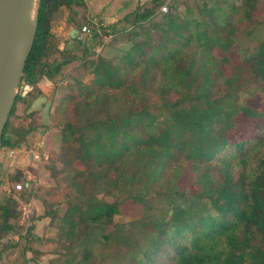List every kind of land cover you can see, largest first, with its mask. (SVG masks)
<instances>
[{"label":"trees","instance_id":"1","mask_svg":"<svg viewBox=\"0 0 264 264\" xmlns=\"http://www.w3.org/2000/svg\"><path fill=\"white\" fill-rule=\"evenodd\" d=\"M177 1L138 4L113 40L124 49L94 59L59 51L54 31L65 10L68 25L85 26L84 0H40L22 80L32 90L15 97L0 150L39 135L37 84L50 81L60 152L46 169L67 199L62 215L49 203L43 217L59 224L66 264L91 263L96 245L97 264H264V0ZM69 64L91 82L59 81ZM240 118L251 134L236 141ZM101 193L143 216L115 223L120 200ZM16 210L13 195L0 202V237Z\"/></svg>","mask_w":264,"mask_h":264},{"label":"rangeland","instance_id":"2","mask_svg":"<svg viewBox=\"0 0 264 264\" xmlns=\"http://www.w3.org/2000/svg\"><path fill=\"white\" fill-rule=\"evenodd\" d=\"M92 1L93 3L90 6L89 1L84 0L87 10L79 9L80 16L86 18L85 26L91 31L90 34L83 36L81 40L78 39L73 42L70 39L71 31L76 29L67 24V19L71 16L69 10H65L64 14H61V17L55 21L54 31L60 41L59 51L62 53H65L68 49L73 55L80 56L83 49L86 48L87 50L89 49L90 56L97 59L100 56L109 57L115 51L121 52V49H124V44H121V42L113 43V40L118 32L129 27V22L123 20L124 16L114 24L109 23L110 21L107 19L109 14L101 9V6L107 3L111 4L110 9L112 7L116 9L121 0ZM178 1L176 2L178 7L183 9L181 5L183 0ZM185 1L193 2L194 0ZM232 1L238 4L242 0ZM167 5L165 4L162 7L166 6L168 8ZM76 31V34H78L79 31ZM106 35H111L112 37L106 39ZM55 56H57V53ZM64 58L65 56H58L59 61H63ZM237 62L238 56L234 55L233 63ZM61 75L62 78H59V81L63 80L65 83L66 81H72L74 78L90 83L93 78V75L89 74L87 70L82 71L79 64L63 65ZM41 81L48 80L42 79ZM47 96L48 94L43 97L46 99L44 106L41 105L43 109L34 115V121L39 128V135L35 137L34 141L32 140V144L27 141H16L17 143L13 148L4 147L0 150V202L9 195L18 193L22 195L24 203L30 205L28 209L30 213H27L29 216L28 221H22L23 211L20 205H17L16 211H18L19 215L15 223L17 224L16 238L3 251L0 264H26L28 259L40 260L42 264H66V261L71 257V255L66 256V258L64 256L67 252L68 243L59 242L60 238L56 233L59 224L57 222L51 223L50 218L43 217L45 209L48 208H46V205L48 206L49 203H54L57 208H60L59 213L62 215L65 211L64 204L67 199L61 178L54 179L51 172L46 169V164L51 161L54 154L56 155L60 152L57 132L52 131V127H54L53 125L56 124L57 120H53V117L51 118L53 109L50 108L48 110L47 108ZM249 102L255 105L254 101ZM241 119L238 121V128L230 134L231 139L236 141L251 134L249 123L242 122ZM18 122L21 123V121ZM5 136L10 139L13 138V135L8 132H6ZM78 166L80 165L78 164ZM17 176H19V181L16 183L13 179ZM17 185H21L22 189L17 190ZM100 197L107 200H120V213L114 217L115 223L126 224L143 216L144 208L131 201H122L125 200L122 195L118 197L101 193ZM100 248L102 246L96 245L94 248L95 255L89 264H97L100 261ZM27 255H29V258H27Z\"/></svg>","mask_w":264,"mask_h":264},{"label":"water","instance_id":"3","mask_svg":"<svg viewBox=\"0 0 264 264\" xmlns=\"http://www.w3.org/2000/svg\"><path fill=\"white\" fill-rule=\"evenodd\" d=\"M39 3L40 0H0V147L34 44ZM76 33L71 31V38Z\"/></svg>","mask_w":264,"mask_h":264},{"label":"crops","instance_id":"4","mask_svg":"<svg viewBox=\"0 0 264 264\" xmlns=\"http://www.w3.org/2000/svg\"><path fill=\"white\" fill-rule=\"evenodd\" d=\"M89 4L91 6V4L93 3L92 0H88ZM101 1V0H99ZM149 0H121L120 4L117 5L116 9H110L111 8V4L107 3L101 6L102 11H105L106 13L109 14L108 16V20L110 21L109 23H116L118 21H120L119 19L121 17H124L126 14L130 13L131 11H133L137 5L139 3H144L147 2ZM99 3V2H98ZM130 3V4H129ZM129 4V5H128ZM93 10V9H92ZM94 12H96V10H94ZM107 17V16H106ZM51 82L50 81H40L37 84V87L42 91L43 96L39 97L38 100H36V102L33 104V109L36 111H41L43 109V106L46 102V99L43 98L45 97L47 94H49V90L51 88ZM39 102V103H37ZM43 105V106H41ZM48 110L49 108V103H48ZM53 109V108H52ZM53 112V110H52ZM43 114V113H42ZM29 258V255H27ZM26 264H42L40 260H32V259H28Z\"/></svg>","mask_w":264,"mask_h":264},{"label":"built area","instance_id":"5","mask_svg":"<svg viewBox=\"0 0 264 264\" xmlns=\"http://www.w3.org/2000/svg\"><path fill=\"white\" fill-rule=\"evenodd\" d=\"M162 12L167 13L168 8L166 6L162 7ZM90 30L87 26H84L81 31L78 32V34H76L75 37H77L79 40H81L83 38V36L90 34ZM106 39H110L112 36L111 35H106L105 36ZM32 90V86L30 84H28L25 81H22L19 85L18 88V92L17 94L23 98L26 97L27 93H29ZM17 190H21L22 186L21 185H17L16 186ZM13 199L15 200L17 205H20L22 211H23V220H29V216L27 215V213H30L28 211V209L30 208L29 204H25L24 203V199H22V195H19L18 193L13 195ZM16 229H17V224H15V229L3 236L0 237V259L2 257L3 251L5 249H7L8 245H10L11 242H13L14 238H16Z\"/></svg>","mask_w":264,"mask_h":264}]
</instances>
